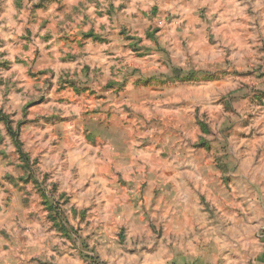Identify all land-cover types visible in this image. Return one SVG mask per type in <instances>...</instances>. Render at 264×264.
<instances>
[{
  "label": "rangeland",
  "instance_id": "rangeland-1",
  "mask_svg": "<svg viewBox=\"0 0 264 264\" xmlns=\"http://www.w3.org/2000/svg\"><path fill=\"white\" fill-rule=\"evenodd\" d=\"M264 0H0V264H256Z\"/></svg>",
  "mask_w": 264,
  "mask_h": 264
},
{
  "label": "crops",
  "instance_id": "crops-1",
  "mask_svg": "<svg viewBox=\"0 0 264 264\" xmlns=\"http://www.w3.org/2000/svg\"><path fill=\"white\" fill-rule=\"evenodd\" d=\"M256 264H264V253L263 255H261L258 259H257V263Z\"/></svg>",
  "mask_w": 264,
  "mask_h": 264
}]
</instances>
